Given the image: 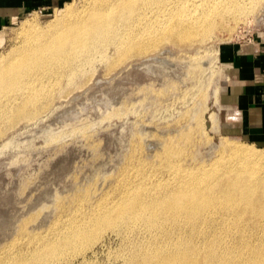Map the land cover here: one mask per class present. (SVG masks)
Segmentation results:
<instances>
[{
	"label": "bare ground",
	"instance_id": "1",
	"mask_svg": "<svg viewBox=\"0 0 264 264\" xmlns=\"http://www.w3.org/2000/svg\"><path fill=\"white\" fill-rule=\"evenodd\" d=\"M250 9L251 0H88L78 10L66 8L48 26L57 27L53 33L25 25L15 52L0 57V125L14 116L31 120L27 107L40 101L61 68L78 67L110 48L135 56L165 38L201 42ZM195 67L200 74V63ZM183 140L189 147L195 141ZM150 145L159 149L141 161L139 153ZM214 148L212 161H195L172 139L138 140L101 196L88 190V204L79 201L41 233L29 236L25 222L18 234L16 228L1 234L0 264H72L78 257L83 264L108 234L122 248L130 246L119 255L127 264H264V151L230 141ZM56 209L51 205L41 219ZM249 232L253 240L246 239Z\"/></svg>",
	"mask_w": 264,
	"mask_h": 264
},
{
	"label": "rangeland",
	"instance_id": "2",
	"mask_svg": "<svg viewBox=\"0 0 264 264\" xmlns=\"http://www.w3.org/2000/svg\"><path fill=\"white\" fill-rule=\"evenodd\" d=\"M86 1L68 0L53 12L27 15L0 29V57L18 48L23 26L36 24L45 35L53 33L57 27L48 26L66 8L78 10ZM233 20L201 42L165 38L135 56L110 48L78 67L57 70L45 83L40 101L27 107L31 120L14 116L0 125V235L12 234L14 228L18 234L25 222L22 231L29 236L41 233L56 216L75 211L79 201L88 204V190L101 196L140 139L143 145L172 139L189 148L195 161H212L214 145L219 148L223 141L263 152L264 143H250L226 126L231 77L220 54L225 45L262 36L264 0H251L250 11ZM198 63L200 74L195 72ZM187 136L194 137L191 147L184 143ZM206 142L214 144L212 152ZM158 149L150 145L139 159L150 161ZM60 201L67 203L64 208L57 207ZM55 204L57 209L41 219ZM13 216L16 220L9 219ZM245 234L254 239L251 232ZM106 236L83 264H127L119 255L130 246L122 248L118 239ZM76 259L72 264H82Z\"/></svg>",
	"mask_w": 264,
	"mask_h": 264
},
{
	"label": "crops",
	"instance_id": "3",
	"mask_svg": "<svg viewBox=\"0 0 264 264\" xmlns=\"http://www.w3.org/2000/svg\"><path fill=\"white\" fill-rule=\"evenodd\" d=\"M68 0H0V29L27 15L55 11ZM221 63L230 73L226 126L254 144L264 143V33L259 39L225 45Z\"/></svg>",
	"mask_w": 264,
	"mask_h": 264
}]
</instances>
